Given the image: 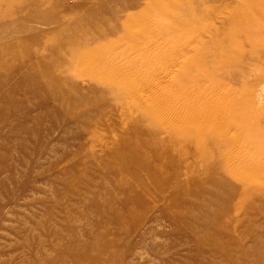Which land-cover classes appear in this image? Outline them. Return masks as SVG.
<instances>
[{
	"label": "rangeland",
	"instance_id": "rangeland-1",
	"mask_svg": "<svg viewBox=\"0 0 264 264\" xmlns=\"http://www.w3.org/2000/svg\"><path fill=\"white\" fill-rule=\"evenodd\" d=\"M260 162L264 0H0V264H264Z\"/></svg>",
	"mask_w": 264,
	"mask_h": 264
},
{
	"label": "bare ground",
	"instance_id": "bare-ground-1",
	"mask_svg": "<svg viewBox=\"0 0 264 264\" xmlns=\"http://www.w3.org/2000/svg\"><path fill=\"white\" fill-rule=\"evenodd\" d=\"M152 30H153V28H152ZM149 31V32H151L153 35H155L154 33H153V31ZM160 31V30H159ZM156 32H157V30H156ZM162 32V31H161ZM163 33V32H162ZM157 37V36H156ZM112 59V58H111ZM114 63V62H113ZM142 63V62H141ZM139 64V63H138ZM144 65V64H143ZM146 66V65H145ZM110 67H112V66H110ZM141 69H145V71H146V68H142V67H140ZM139 69V68H138ZM133 70V69H132ZM144 70H142V72H143ZM145 71H144V73H145ZM140 72H141V70H140ZM139 72V73H140ZM142 72L139 74V76L140 75H142ZM133 73V72H132ZM146 74H148V72L147 73H145V75ZM153 76H156V75H153ZM157 76H159L158 78L160 79V78H162V77H164L163 75H157ZM143 77H144V74H143ZM166 77V76H165ZM164 77V78H165ZM145 78H146V76H145ZM148 78V77H147ZM146 78V79H147ZM155 78V77H154ZM154 78H152V76H151V78L150 79H154ZM158 78H156V80L158 79ZM163 78V79H164ZM173 78V77H172ZM161 80V79H160ZM166 80V79H165ZM168 80V79H167ZM147 81L149 82L150 80H148L147 79ZM153 81V80H152ZM154 81H155V79H154ZM159 81V80H158ZM146 82V81H145ZM160 82V81H159ZM158 82V83H159ZM167 82V81H166ZM150 83V82H149ZM155 83H157V82H155ZM168 83V82H167ZM143 85H144V83H143ZM161 85H162V83H161ZM148 86V85H147ZM146 86V87H147ZM163 86H165V87H167L166 85H163ZM157 87V86H156ZM160 87H162V86H160ZM164 87V88H165ZM225 89H226V87L225 86H223ZM163 88V87H162ZM162 88H160L161 89V91H162ZM170 89V87H167V89ZM152 89V88H151ZM153 90V89H152ZM164 90V89H163ZM165 90H166V88H165ZM164 90V91H165ZM154 91H157V90H154ZM210 91V90H209ZM223 91H225V90H223V89H216V88H214V89H211V91H210V96L212 97L211 98V103H210V105H208V103H204L202 106H201V108H202V110H200L201 108H199V111H198V113H200V111H203V114H204V112L205 113H207V112H210V114H208V120H207V122H208V126H210L211 124H214V121L215 120H217L218 122H220V123H222V124H224L225 123V121H223V110H224V106H225V109H226V106H227V103H229V101H228V95H224V93H223ZM146 92V91H145ZM163 92V91H162ZM157 93H160V91L159 92H157ZM156 93V94H157ZM172 93V92H171ZM166 94H168V91L166 92ZM224 96L226 97L227 96V98H224ZM160 98V100H161V102L162 103H164L165 102V100H163L162 98H161V96H159ZM164 97V96H163ZM172 97V96H171ZM183 97H185L184 95H183ZM187 97H189V96H187ZM166 98V97H165ZM167 98H169V97H167ZM181 98V97H180ZM173 99V98H172ZM175 99H176V97H175ZM174 99V100H175ZM182 99V98H181ZM184 99V98H183ZM182 99V101H184ZM177 100V99H176ZM186 101H187V99H185ZM170 101H172L171 99H170ZM185 101V102H186ZM194 100L192 99V101H190L189 100V103L190 102H193ZM194 102H196V101H194ZM171 103H174V102H171ZM201 102H199V104H200ZM180 104H182V103H180ZM187 104V103H186ZM191 104V103H190ZM189 104V105H190ZM196 104H198V103H196ZM196 104H195V108H196ZM179 105V104H178ZM177 105V106H178ZM191 105H193V107H194V104H191ZM235 105V104H234ZM174 106H175V104H174ZM183 106H185V105H182V108H183V110H184V107ZM187 106V105H186ZM197 106H200V105H197ZM189 107V106H188ZM188 107H186L187 108V110H188ZM228 107V106H227ZM176 109H178V108H176ZM190 109V111L191 110H194V109H192L191 107L189 108ZM228 110H229V107L227 108ZM179 110V109H178ZM186 110V111H187ZM177 111V110H176ZM175 110H174V112H176ZM189 111V110H188ZM183 112H185V111H183ZM193 112V111H192ZM190 112H188V114H189ZM197 113V114H198ZM225 113V112H224ZM180 114V113H179ZM182 114V113H181ZM191 114V113H190ZM192 114H196L195 113V111L192 113ZM203 114H201V115H203ZM225 114H229V113H225ZM198 115H200V114H198ZM192 116V115H191ZM206 116H207V114H206ZM226 116V115H225ZM183 117V116H182ZM186 117V116H185ZM205 117V116H204ZM228 117V116H227ZM206 118V117H205ZM225 118V117H224ZM181 119V118H180ZM187 119V118H186ZM215 119V120H214ZM206 120V119H205ZM230 123H231V121H230ZM241 138V137H240ZM221 141H222V138H221ZM247 143V142H246ZM262 145V144H261ZM260 157H262L263 158V156H260ZM256 160V159H255ZM247 161V160H246ZM245 161V162H246ZM261 161V160H260ZM249 162V161H248ZM250 163V162H249ZM263 163V162H262ZM261 162H260V164H262ZM263 166H264V163H263ZM260 172V171H259ZM260 173H262V172H260Z\"/></svg>",
	"mask_w": 264,
	"mask_h": 264
}]
</instances>
